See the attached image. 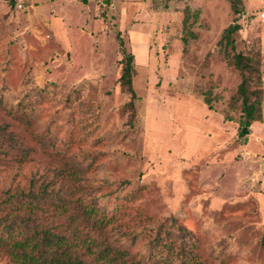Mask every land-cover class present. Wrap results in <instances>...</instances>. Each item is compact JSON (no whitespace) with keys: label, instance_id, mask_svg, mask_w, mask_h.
<instances>
[{"label":"rangeland","instance_id":"1","mask_svg":"<svg viewBox=\"0 0 264 264\" xmlns=\"http://www.w3.org/2000/svg\"><path fill=\"white\" fill-rule=\"evenodd\" d=\"M30 1L0 0V198L49 182L66 208L47 201L35 225L108 244L120 264H182L154 247L162 227L191 242L195 264H264V99L262 120L239 136L240 76L219 44L240 23L236 50L261 39L264 78V0H242L239 13L230 0L94 1L83 13L80 1L35 12ZM119 33L135 55L133 119ZM94 200L103 225L83 211ZM10 229L30 232L19 219ZM1 233L0 264H23Z\"/></svg>","mask_w":264,"mask_h":264},{"label":"trees","instance_id":"2","mask_svg":"<svg viewBox=\"0 0 264 264\" xmlns=\"http://www.w3.org/2000/svg\"><path fill=\"white\" fill-rule=\"evenodd\" d=\"M11 2L14 4L15 0H11ZM230 2L234 11L238 13L242 11L243 6L242 8L239 6L242 0H230ZM195 15L197 16L198 14ZM184 22V27L186 28L187 19H185ZM241 28L242 26L240 23H231L223 31L219 44L221 45V52L225 54L228 63L238 71L240 76V82L232 100L239 104V122L240 126L244 128L250 127L252 123L261 121L263 118L264 78L262 72V40L257 38L253 41L254 43L247 52H238L235 47L236 40L233 35ZM117 36L124 53L119 83L124 91L130 93V100L127 102L126 106L133 119L135 116L136 100L138 99V93L133 83V76L136 71L135 55L132 52L126 51L121 34L119 33ZM188 41V38L183 36V42L188 44ZM230 51L233 52L231 53ZM203 101L210 109H214V105L209 97L203 98ZM0 132H2L1 129ZM5 138H7L8 141L11 140V136L9 135ZM47 201L55 203L59 207H62L61 209L63 210L66 208L65 201H63L58 190H55V188L51 187V184L46 181H33L29 189L14 193L8 191L4 198H0V213L3 210L6 211V213L0 217L2 239H11L13 242V250L15 249L13 253L21 258L23 264H120L118 257L114 255V247L108 244L100 247V244L103 242L95 243L93 240L89 241L87 239L71 241L68 235H66V237L58 236V234L52 230V226H36V221L32 219L33 211L35 209H46L45 204ZM99 207L100 209L103 208L98 204L97 200H94L91 202V205L84 206L83 211L90 216H94L95 221L103 225L107 222V218L99 216ZM14 209L27 212L13 214L10 220H5ZM103 209L105 210V208ZM17 219H19V223L24 220V226L27 230H30V232H27L25 235L23 234L21 237H16L15 235L12 238V236L9 235V230H11V223ZM162 229L163 227L160 230L158 229L156 237L152 239L154 247L158 251H163L164 247H167V251L173 249L177 256L182 258V264H195L194 260H192V256L187 257V253L191 251L188 244L191 242L186 241L176 245L174 244L175 235L168 232L166 233V238H164V236H161ZM4 234H6V236ZM20 251L22 254L19 253ZM160 260V264H164V261H166V263L169 262L168 260L156 258V261ZM124 264L145 263L134 261Z\"/></svg>","mask_w":264,"mask_h":264},{"label":"crops","instance_id":"3","mask_svg":"<svg viewBox=\"0 0 264 264\" xmlns=\"http://www.w3.org/2000/svg\"><path fill=\"white\" fill-rule=\"evenodd\" d=\"M45 1L48 2V3H50L51 6H52L53 4H55V1L56 0H45ZM45 1H43V2H45ZM73 1H80V2H83L84 3V4H82V6H79L80 7L79 9L82 11L81 13H83L85 10H89L90 11L92 9V3H94V1H96L98 3L97 5L100 6V8L102 7V5H104V6L106 5V6H108V8H110L111 4L113 3V0H73ZM17 2H18V0H17ZM41 3H42V0H31L30 1V5L28 4L27 5V8H30L31 7L33 9V11L35 12V7L38 6ZM58 6L59 5L54 6V9L56 7H58ZM60 7H61V4H60ZM53 12H54V15H56V14L59 13L56 10L55 11L53 10ZM91 13H92L91 14V17L92 18H95L97 16V12L96 13H93V11H91ZM59 14H61V13H59ZM54 18H57V17H54Z\"/></svg>","mask_w":264,"mask_h":264},{"label":"water","instance_id":"4","mask_svg":"<svg viewBox=\"0 0 264 264\" xmlns=\"http://www.w3.org/2000/svg\"><path fill=\"white\" fill-rule=\"evenodd\" d=\"M250 131H251V128L250 127H244V128H242L239 136H244V135L250 133Z\"/></svg>","mask_w":264,"mask_h":264},{"label":"built area","instance_id":"5","mask_svg":"<svg viewBox=\"0 0 264 264\" xmlns=\"http://www.w3.org/2000/svg\"><path fill=\"white\" fill-rule=\"evenodd\" d=\"M18 6L20 7V8H22L23 7V1L22 0H18ZM261 19L264 21V12H262V14H261Z\"/></svg>","mask_w":264,"mask_h":264}]
</instances>
